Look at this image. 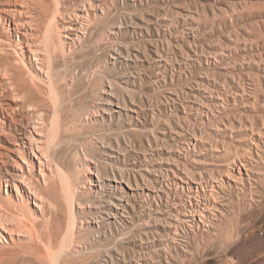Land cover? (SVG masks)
I'll return each instance as SVG.
<instances>
[{
  "label": "rangeland",
  "instance_id": "rangeland-1",
  "mask_svg": "<svg viewBox=\"0 0 264 264\" xmlns=\"http://www.w3.org/2000/svg\"><path fill=\"white\" fill-rule=\"evenodd\" d=\"M8 1L21 16L18 33L0 23V88L16 70L35 92L41 81L28 70L37 62L23 55L25 43L43 54L48 36L58 89L36 93L49 105L59 92L60 108L46 182L37 160L30 172L29 160L0 142L3 161L19 169L17 188L0 182V204L14 205L34 232L4 233L0 264H264V0H44L61 12L54 18L38 14L40 0ZM83 9L86 32L67 45L62 27ZM241 156L244 184L232 182L228 195L214 188L219 210L204 212L203 223L181 219L186 186L155 182L188 172L210 184L209 170ZM31 185L43 218L25 197ZM103 190L134 195L126 218L110 226L99 222Z\"/></svg>",
  "mask_w": 264,
  "mask_h": 264
},
{
  "label": "bare ground",
  "instance_id": "bare-ground-1",
  "mask_svg": "<svg viewBox=\"0 0 264 264\" xmlns=\"http://www.w3.org/2000/svg\"><path fill=\"white\" fill-rule=\"evenodd\" d=\"M83 3H87L89 5V0L85 1V2H83V0H82V4ZM102 4H104V3L102 2ZM10 5H12V4H10L8 0H0V23H1V21L6 22V25L7 26L9 25V27L13 25L12 31L15 33H18L19 24L16 21H17V18H20V16H21L20 11L17 8H12V6H10ZM57 5H58V1H57ZM100 6H101V4H100ZM37 8H38V14L40 16L47 15V14L52 12L50 10L49 4H47L44 0H40L39 2H37ZM96 8H98V7H96ZM83 11H84L83 13H85V15L73 16L74 18H72L67 23L66 27H64V26L62 27L63 28L62 30L71 32L70 38L68 37L70 39V42L67 45H70V44L74 43V41L81 39L80 36L78 35V33L84 35V33L86 32V27H85L86 24H84V26H83V21L84 20L89 21L88 18H90V16L87 13V11H85L84 9H83ZM60 14H61V12L56 8L54 10V12L51 13V17H53V18L59 17ZM60 16H62V15H60ZM86 26H88V25H86ZM80 29L82 30V33L79 32ZM49 41H50V39L47 36L46 39L44 40V45H45L44 47L45 48L42 47L43 51H44L43 54H41V52H40L42 50L30 49L28 47L27 42L25 43V49L27 48V50H25L23 55L28 54L26 57L27 59H29L30 56H33L34 61L37 62L35 68H34V66H31L32 62L28 63L29 68L28 67L27 68L30 71L31 77H35L41 81V82H38V84H32V87L35 90L34 93H29L30 90H28V89L31 86H29L27 83L29 81H26L28 78L25 77L26 78L25 79L23 77V75L17 73L16 70H12L10 73L8 72V75H7V76H9L7 78L8 82L6 81L8 85H6V87L0 88V142L10 144L12 146V151L13 152L15 151L16 154H19L21 159L29 160L28 166H29L30 172H32L33 167H36V164L33 162V160L34 159L37 160L39 176H41L43 178L44 182H46L48 179V175L46 174L45 171L47 170L48 172L49 171L51 172V171H53V168H54L53 167V159H52V156H53V147L52 146H54V145H52V143H51L52 139L50 137L52 136V134H54V132L57 131V127L55 125L57 124L56 122H58V121L55 119V116H56V113L59 112V108H60V104H59L60 94H59V92H56L55 101L52 100V103L51 104L49 103V105L44 100V97H42L43 95L38 94L39 92H42L44 90V87L47 86V88L49 90V91L47 90V93L52 94V96L54 97V95H55L54 91H56L58 89L56 81L53 80V77H54V76H52L53 72L52 73L50 72L53 69V65L51 63V60L53 59V53L50 50L51 46H50ZM45 73L48 74V76H49V78L47 76V80H48L47 82H45L46 80L41 79L42 75H44ZM29 79H32V78H29ZM36 92H38V93H36ZM9 93H11V95L8 96ZM48 98H51V96L50 97L48 96ZM45 99H47V98H45ZM7 101H10V103H8ZM202 107L204 108V106H202ZM200 108H196V109L199 110ZM23 112H29L30 113L29 114L30 116L28 119L26 117H24L23 115H21ZM199 113H200V111H199ZM24 118L26 119L25 122L23 120ZM57 126H58V124H57ZM180 136H181V133H180ZM182 142H183V140H182ZM187 142H188V140H187ZM214 148H215V146H214ZM220 148H222V147H220ZM182 151H183V149H182ZM218 151H219V149H218ZM249 154L251 155V153H249ZM216 159H217V157H216ZM237 160L239 161V165L233 161V162H231V163H233L231 165V167H229V168L226 167L227 170H225L223 172H221V170H219V169L209 170L208 171L209 172V180L208 179L207 180L210 181V184L205 182V178L202 175H199L198 177H196L192 173L188 174V172L186 173V175H183V176L180 173L179 174L177 173L176 174L177 176H174L171 179H169V177H167L168 179H166V180H163L162 177L159 176L156 178L155 182L157 185H159L160 188H162L161 185L163 183L170 181V183L173 187V190L176 192L183 191L184 186H186V188H187L186 197L189 200L188 201L189 207L187 208L188 210H186V212H184L182 214L181 219H183V223H185V224L196 225L198 223V221L203 223L204 220L207 218L204 212L209 213L210 209H216L217 208L216 204L218 201H216V200L219 199L218 196L220 195V192L221 193L225 192V194L228 195L230 193V191L232 190V187H231L232 182L235 185L236 184H240V185L244 184L243 183L244 181L242 178L243 172H242L241 167L242 166H244L243 168L248 167V165H246V163H244V162H246V157L241 156L240 158H237ZM5 162L3 161L2 153L0 152V182L5 183V187H7L8 185H12L15 188H17L16 185L14 184V181L18 177L16 175V172L19 171V169L16 168V166H14V165H8ZM215 164H218V163H215ZM210 165H212V164H210ZM216 166L217 165H215V167ZM220 173H223V175H224V177H226V179H220V182L216 181L217 184H216V186H214L213 183H215L214 182L215 179L218 178L217 175H219V176L221 175ZM23 175L24 174H22V176ZM247 178H249V176ZM187 179H191V180H187ZM178 180L181 181V184H180V182H178ZM204 183H206V186H204ZM193 184H195V185L192 186ZM102 187H103V185H100L99 191L100 190L102 191V189H104ZM214 188H217L218 190H220V192H216V191L214 192ZM28 189H29V195H26V192H25L26 199L30 200V199H32V196H33V198H34L33 199L34 200L33 205L35 206V213H36V211L39 212V214L43 218V216H44L43 201H41L40 197L38 196V193L36 192L37 188H33V186L31 185L30 188L28 187ZM113 189L115 190V187ZM147 191H150V190H147ZM101 194H102V198H104L102 201L104 206H102L103 207L102 216H99L100 221L99 220L98 221L103 223L104 225H107V226L112 225L113 222L116 221V219L119 221H122L121 218L125 217L123 214L129 213L127 211V207L125 206L126 205L125 202L130 201L131 196H134V195H132V194L128 195V193H126V192H122V193L121 192H114L111 195H109L110 192H109V194H107L104 192V190ZM145 195L148 196V193H146ZM154 195H156L155 197L159 198V195L157 193H155ZM222 195L220 197H222ZM17 197L20 198L18 193H17ZM191 199H195V200L201 199L202 208L198 209L197 207H195V205L191 202ZM210 199H212L211 202H210ZM199 202H200V200H199ZM177 206H179V205H177ZM177 206H175V207H177ZM182 206H185V205H182ZM15 208L16 207L14 205L3 206L0 204V242L1 243H2V240L5 243V237L3 235L4 233L8 234L10 238H12V234L24 236L25 234L31 235L32 233H34V232H32L33 224H30V223L28 224V222H25L23 220V218L18 217V215H16V213H15L16 212ZM183 210H185V208H183ZM175 211H177V213H178L177 208H175ZM33 215H34V213H33ZM178 215H180V214H178ZM95 216H93V220H94ZM197 219H198V221H197ZM202 219H204V220H202ZM173 220H174V218L172 219V221ZM176 222H178V221H176ZM168 224H169L168 227L172 226V225H170V223H168ZM173 227L175 228V225H173ZM40 239H42V238H40ZM62 243L64 245L63 241H62ZM62 243L60 245L61 248H63ZM45 250H46V248H45ZM48 251H50V250H48ZM35 252L38 253V250ZM37 253H36V255H37ZM38 254H40V253H38ZM45 254H46V252H45ZM61 254H63V253H61ZM56 255H59V253ZM59 258L60 257L58 256V260H59ZM59 262H61V261H59ZM103 262L104 263H102V264H105V263L108 264L109 263V262L104 261V260H103ZM53 263L55 264V260ZM57 263H58V261H57Z\"/></svg>",
  "mask_w": 264,
  "mask_h": 264
}]
</instances>
